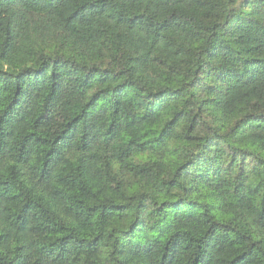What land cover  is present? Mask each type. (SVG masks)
<instances>
[{
  "label": "trees",
  "instance_id": "obj_1",
  "mask_svg": "<svg viewBox=\"0 0 264 264\" xmlns=\"http://www.w3.org/2000/svg\"><path fill=\"white\" fill-rule=\"evenodd\" d=\"M0 264H264V0H0Z\"/></svg>",
  "mask_w": 264,
  "mask_h": 264
}]
</instances>
